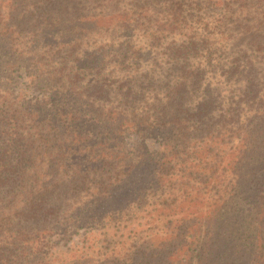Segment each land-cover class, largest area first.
Instances as JSON below:
<instances>
[{"label": "trees", "instance_id": "1", "mask_svg": "<svg viewBox=\"0 0 264 264\" xmlns=\"http://www.w3.org/2000/svg\"><path fill=\"white\" fill-rule=\"evenodd\" d=\"M25 63L101 126L0 78V264H55L37 236L99 220L133 235L111 264H262L264 0H0V77Z\"/></svg>", "mask_w": 264, "mask_h": 264}, {"label": "rangeland", "instance_id": "2", "mask_svg": "<svg viewBox=\"0 0 264 264\" xmlns=\"http://www.w3.org/2000/svg\"><path fill=\"white\" fill-rule=\"evenodd\" d=\"M22 7L24 6L21 5L19 7L20 12L23 9ZM78 7L80 8L81 5L73 4L70 5L66 11L73 12ZM55 11L58 13L62 11L61 5L55 6ZM260 66L262 67V65ZM88 73V70L84 73L83 77L86 78L83 85L85 86L86 83L89 82L94 84V86L99 85L101 73ZM97 77L98 80L94 81ZM206 77L205 81L209 82L212 75H206ZM0 78L1 80H8L9 89L13 91L14 94L22 96L30 105L37 106L39 103H42L45 109L52 107L61 108L65 101H67L71 105L69 106L72 111L71 115L73 114L74 117H76V120H72L73 126L82 128L83 133L90 131L94 132L101 126L91 106H86L84 102L78 101V99L74 100L71 98L67 100L65 97L64 100L62 96L59 98L55 97L54 89L56 88L43 85L37 78H34V71L27 63L8 69L5 68ZM102 89L103 85L99 92H97L101 100L104 94V92H101ZM124 142L128 151L134 149L133 147L139 142L144 145L145 150L154 152L155 150L161 151V146L164 142H167V139L160 134L143 137L137 132L129 131L124 134ZM235 143L236 142H234V144ZM81 197L86 198L85 194H81L79 198L81 199ZM244 207L246 210H249L247 204H245ZM129 230L130 229L123 228L117 222L103 223L102 220L82 224L78 227L68 224L65 225V228L54 229L37 236L38 241L41 243L42 250L35 255L34 259H37L39 256L46 257L47 260L54 259L55 264H111V257L109 254H111L112 251H117L116 253H118L125 249L130 239L133 237L132 233L129 234ZM133 241H136V239ZM178 245L180 244L177 243L176 247H178ZM236 249L237 248L234 246L229 247V251H234L232 256L236 254ZM179 252L183 253L179 250L176 253L178 254ZM167 261L173 264L177 263L173 258H169ZM167 261H164V264H167ZM22 263L24 264L26 262L23 261ZM262 264H264V258Z\"/></svg>", "mask_w": 264, "mask_h": 264}]
</instances>
